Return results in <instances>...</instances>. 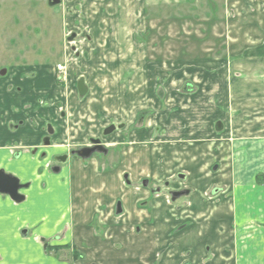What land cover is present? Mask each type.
<instances>
[{"label": "crops", "instance_id": "obj_1", "mask_svg": "<svg viewBox=\"0 0 264 264\" xmlns=\"http://www.w3.org/2000/svg\"><path fill=\"white\" fill-rule=\"evenodd\" d=\"M136 2L143 8V0ZM104 11L110 10L95 9L88 21L91 30L97 32L106 24L99 16ZM223 13L229 56L225 61L234 64L232 87L223 83L221 88L227 100L231 93L234 100L217 104L215 117L225 121L226 130L221 139L208 140L212 144L206 153L197 155L214 157L220 166L209 179L206 160L193 165L196 157L190 153L184 173L177 174L184 175L185 186L194 194L174 205L160 197L151 212L138 205L147 195H136L133 189L127 194L125 189L117 192L121 186L116 172H99L93 160L84 165L73 158V165L64 167L67 157L59 171L51 172L54 157L66 155L62 144L66 119L61 118V110L70 109L74 115L78 109L64 102V88L55 82L54 67L8 65L0 60V171L27 185L20 191L21 203L0 194V264H67L45 256L48 245L53 252L65 246L79 251L83 258H72L73 264H152L154 253L165 246L154 242L156 235H166L179 223L190 225L182 234L183 245L177 247L187 251L192 264H249V257L264 263V182L256 181L257 175H264V0H225ZM236 64H241L239 77ZM96 104L91 108L105 111ZM232 132L234 143L224 149L220 142ZM75 144H80V138ZM211 189L217 193L208 196ZM59 196H65V207L58 204ZM118 197L124 215L115 218ZM182 204L184 209L177 212ZM95 218L108 227L103 238L94 230ZM135 224L142 227L141 237L129 234V226ZM31 233L49 244L26 241Z\"/></svg>", "mask_w": 264, "mask_h": 264}, {"label": "rangeland", "instance_id": "obj_2", "mask_svg": "<svg viewBox=\"0 0 264 264\" xmlns=\"http://www.w3.org/2000/svg\"><path fill=\"white\" fill-rule=\"evenodd\" d=\"M48 2L0 0V60L8 65L66 67L67 77L58 86L64 88L67 106L71 102L78 110L74 115L63 110L62 144L70 158L64 167L73 165L69 151L76 148V138L81 146L88 145L89 138H101L109 154L95 156L99 172H116L120 185L124 173L133 185L140 179L173 180L184 173L190 153L196 157L193 165H202L205 159L209 179L214 177L220 163L205 154L212 144L208 140H219L226 130L215 110L222 100H234L232 93L227 100L222 91L223 83L232 87L234 64L225 61L229 57L225 0H143V8L136 0H111V5L109 0H62L59 6ZM95 9L110 10L99 14L106 24L97 32L88 27ZM80 79L87 88L83 97L76 88ZM96 103L105 111L91 108ZM110 125L114 131L103 137L102 131ZM233 137L229 133L220 145L225 149L234 143ZM203 150L205 156L197 157ZM256 178L264 182V175ZM130 187L126 194L132 192ZM58 204L65 207V196L58 197ZM29 235L26 241L35 239ZM35 243L49 244L38 238ZM47 247L45 256L73 264L75 255L69 246L55 252ZM247 262L264 264L250 257Z\"/></svg>", "mask_w": 264, "mask_h": 264}, {"label": "flooded vegetation", "instance_id": "obj_3", "mask_svg": "<svg viewBox=\"0 0 264 264\" xmlns=\"http://www.w3.org/2000/svg\"><path fill=\"white\" fill-rule=\"evenodd\" d=\"M53 1L54 0H49L48 3L50 6H59L62 3V0H58L59 3L54 5ZM57 67H60L62 69L61 72L57 71ZM53 71H54L55 82L57 85H58V82L65 81L67 77V73H66V67L64 65H60V64L56 65ZM60 109H62L61 106H60ZM60 114H61V118L63 119L66 117V114L64 113L63 110H61ZM111 126L112 125L106 127L102 131L103 137H106L108 135V134H105V131L107 130V128H110ZM92 141H99V143L93 144ZM88 142L89 144L84 145V146L75 144L76 148L75 149L72 148L69 151L70 155L74 158L79 159L82 162L91 161V160L96 161V164L98 161L96 160L95 156H101V157L108 156L109 153H108L106 144L105 142H103L101 138H89ZM84 149H94V151L88 158H83L79 156L78 153L82 152V150ZM66 158H67V155H65V157L63 156L54 157L53 161L55 164L51 167V172L54 173V172L59 171L61 164H63V161H65ZM97 166L98 168H100L98 164ZM103 172H106L108 174L111 173L110 170H107V171L105 170ZM7 175L15 178L11 174H7ZM15 179L18 181L17 178ZM122 179H123V182L120 186H123V187H117V188L115 187L117 189V192L121 191L122 189H127V187L131 188L130 186H133L132 189L134 190L136 195H140V196L147 195L145 199L140 200L138 205L141 210L145 209L149 212L152 211V207H151L152 204L158 202V200H160L158 198L160 197H163L164 201H167L168 204L174 205L176 202L180 200H186L194 194V192L191 189L185 186L186 178L184 177L183 174H177L175 179L164 180L161 183L159 182L152 183V182H149L147 179H140L139 183L137 184L135 183V185L137 186L131 184V181L127 179V174L125 173L122 175ZM18 184L20 186V189L17 192H18V195L22 197V200L20 202H15V203H21L24 200V197L20 194V191H22L23 189L27 187V185L20 184L19 181H18ZM115 191L116 190H113L112 192L114 193ZM212 193L213 194L217 193V190L212 191ZM206 195H207V192H205L203 196H206ZM119 198L120 197H118V199L115 201L114 206H113V215L115 218H120L121 216L124 215V205ZM183 209H184L183 204L178 205L176 207L177 212H180ZM172 217L178 218V216H174V215H172ZM188 226H190L188 223H179L176 225V227L173 228L172 231H170L166 235H165V232L156 235L154 242L160 245L164 244L165 246L161 248L159 251H156L154 253V259H153L154 261L152 262V264H162L163 262L169 261V260H177V261H180L181 264H192L188 259V255L186 254L187 251L186 252L182 251L183 247H177L178 245H183L182 234ZM93 227L97 235L100 236L101 238H103L104 233L108 229L107 226L105 227L101 226L98 223L97 218H95V220L93 221ZM129 234L133 235L136 238L141 237L143 235L141 226L140 225L135 226L134 230L130 231ZM47 249L48 247L45 246V250ZM73 252L75 253V259H74L75 261H78L83 258L82 254L79 251L75 250Z\"/></svg>", "mask_w": 264, "mask_h": 264}, {"label": "water", "instance_id": "obj_4", "mask_svg": "<svg viewBox=\"0 0 264 264\" xmlns=\"http://www.w3.org/2000/svg\"><path fill=\"white\" fill-rule=\"evenodd\" d=\"M58 3H59L58 0L53 1L54 5ZM76 88H77L79 97H83L87 93V88L85 87L82 79L78 81ZM114 129L115 128L113 126H111L110 128H107V130L105 131V134L111 133ZM92 143L98 144L99 141H92ZM93 151L94 149H84L82 150V152L78 154L79 156L83 158H88L93 153ZM19 189H20V186L18 184V181L15 178L5 174L3 171H0V194L9 196L10 199L14 202H20L22 200V197L18 195L17 191ZM23 234L25 235V233Z\"/></svg>", "mask_w": 264, "mask_h": 264}, {"label": "built area", "instance_id": "obj_5", "mask_svg": "<svg viewBox=\"0 0 264 264\" xmlns=\"http://www.w3.org/2000/svg\"><path fill=\"white\" fill-rule=\"evenodd\" d=\"M61 70H62V69H61L60 67H57V71L61 72Z\"/></svg>", "mask_w": 264, "mask_h": 264}, {"label": "trees", "instance_id": "obj_6", "mask_svg": "<svg viewBox=\"0 0 264 264\" xmlns=\"http://www.w3.org/2000/svg\"><path fill=\"white\" fill-rule=\"evenodd\" d=\"M74 255H75V253H73ZM73 259H75L74 257H73Z\"/></svg>", "mask_w": 264, "mask_h": 264}, {"label": "bare ground", "instance_id": "obj_7", "mask_svg": "<svg viewBox=\"0 0 264 264\" xmlns=\"http://www.w3.org/2000/svg\"><path fill=\"white\" fill-rule=\"evenodd\" d=\"M91 64V63H90ZM21 255V254H20ZM23 255V254H22ZM7 261V260H6Z\"/></svg>", "mask_w": 264, "mask_h": 264}]
</instances>
